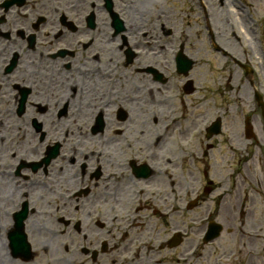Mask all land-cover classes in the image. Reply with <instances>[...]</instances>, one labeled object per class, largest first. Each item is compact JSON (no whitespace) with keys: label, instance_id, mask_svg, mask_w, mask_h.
<instances>
[{"label":"flooded vegetation","instance_id":"1","mask_svg":"<svg viewBox=\"0 0 264 264\" xmlns=\"http://www.w3.org/2000/svg\"><path fill=\"white\" fill-rule=\"evenodd\" d=\"M163 19L155 29L128 15L123 0H0V264H202L186 252L199 240L200 254L204 219L187 207V162L219 149L207 137L219 116L226 125L257 122V110L247 88L235 108L218 81L178 73L186 31ZM214 42L228 52L231 81H248L244 36ZM214 54L201 58L205 69L219 67ZM242 137L232 126L227 143L255 167L261 157ZM246 177L257 183L251 170ZM243 195L232 192V204L219 197L229 225ZM242 214L261 239L264 212ZM257 245L244 243L243 264H264ZM232 256L216 241L204 258L233 264Z\"/></svg>","mask_w":264,"mask_h":264},{"label":"rangeland","instance_id":"2","mask_svg":"<svg viewBox=\"0 0 264 264\" xmlns=\"http://www.w3.org/2000/svg\"><path fill=\"white\" fill-rule=\"evenodd\" d=\"M205 1L208 3V5L211 8V13L209 17L210 21L212 20L214 27L216 25V27H218V30H220L221 33H225L226 32L225 28H228V26L224 27V24H223L224 21L222 20V17L226 16V13L222 12L223 10L218 4V0H205ZM238 2L249 3L248 0H241ZM142 3L143 2L141 0L140 5ZM248 5L251 6L250 7L251 13H252L250 17L251 21H252V18H257V20H259L257 14L263 13L264 15V0H252V5L251 4H248ZM165 11H167L168 15L170 16L169 24L170 22H172L171 23L172 26L167 24L168 26H166V30L170 29L169 28L170 26L171 30L173 31L179 30L178 29L179 27L180 28L184 27V30L186 31V34H185L187 35L186 47L188 49L190 57L195 61L192 71L190 72L187 78L192 79L193 81H200V80L208 81V84L210 81H213V80L218 81L221 85L227 81L229 83L235 84L234 80L231 81L232 73L230 69L228 68L211 69V65L205 69V66L207 65H205L204 61H202L201 58H206L208 55L209 59L211 61H214L216 57L210 53L207 47V44L205 42V37H204V30L201 26V22L198 16V11L194 7L192 2H188L186 0H158L157 3H154L153 0H150V3L147 2V5L141 7L139 14H144L143 16L145 17V19L153 23L155 29H158L159 25L165 22L163 19L164 17H166L164 16ZM158 19H161V20H158ZM251 24L252 26H255L254 20L251 22ZM256 35L257 34H250L251 36L250 43L251 42L254 43L253 45L251 44L252 51H253V54L259 58L254 57L252 60V64H253L254 69L256 70L258 80L262 83V86H263V88L260 90L264 92V58L261 57V52L256 43V38H255ZM200 52H202L201 55H200ZM232 70L235 71L234 68H232ZM258 80L255 81V85L256 83H258ZM250 95H251V100H252V91H250L248 98H250ZM240 98L241 100L239 101V103L243 104L242 96ZM253 112L254 110L252 108V113ZM258 114L260 118L261 117L260 111ZM223 153L230 155L225 145L222 146V149L215 150L214 155L212 156L211 159L204 161L202 164H200L201 168H204V169L208 168L212 172L213 166L217 165V171H219V165L222 163L221 161H222ZM221 168L224 170L223 173L225 176L233 173L234 169L236 168V163H234V160L232 159L231 155L228 159V163L226 162L223 163L221 165ZM250 168L252 169V167ZM197 174L198 172H195L190 168V164L188 161L187 162V180L189 182H194L197 177ZM220 174H219V177L221 176ZM255 175L256 177H261V179H263L264 165L256 168ZM225 237L224 239L227 240L228 237L227 236Z\"/></svg>","mask_w":264,"mask_h":264},{"label":"bare ground","instance_id":"3","mask_svg":"<svg viewBox=\"0 0 264 264\" xmlns=\"http://www.w3.org/2000/svg\"><path fill=\"white\" fill-rule=\"evenodd\" d=\"M133 13V12H132ZM132 17H134V16H132ZM135 18V17H134ZM0 250H1V248H0ZM2 251V250H1ZM1 251H0V257H1Z\"/></svg>","mask_w":264,"mask_h":264}]
</instances>
